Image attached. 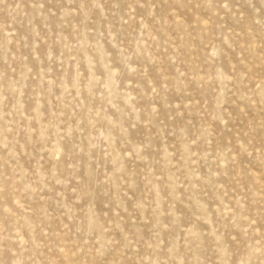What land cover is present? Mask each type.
<instances>
[{"label": "rangeland", "instance_id": "obj_1", "mask_svg": "<svg viewBox=\"0 0 264 264\" xmlns=\"http://www.w3.org/2000/svg\"><path fill=\"white\" fill-rule=\"evenodd\" d=\"M0 264H264V0H0Z\"/></svg>", "mask_w": 264, "mask_h": 264}]
</instances>
